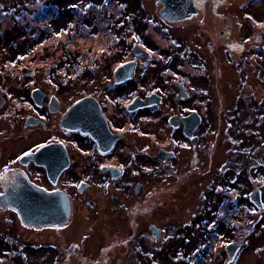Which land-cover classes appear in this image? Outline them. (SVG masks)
I'll list each match as a JSON object with an SVG mask.
<instances>
[{"label": "flooded vegetation", "instance_id": "flooded-vegetation-1", "mask_svg": "<svg viewBox=\"0 0 264 264\" xmlns=\"http://www.w3.org/2000/svg\"><path fill=\"white\" fill-rule=\"evenodd\" d=\"M153 1L123 18L114 0H0V264H167L173 237V264H264V176L224 173L246 150L257 167V140L224 123L256 96L264 0ZM198 175L206 201L187 217Z\"/></svg>", "mask_w": 264, "mask_h": 264}, {"label": "rangeland", "instance_id": "rangeland-1", "mask_svg": "<svg viewBox=\"0 0 264 264\" xmlns=\"http://www.w3.org/2000/svg\"><path fill=\"white\" fill-rule=\"evenodd\" d=\"M71 3L73 4H77V5H83V6H88L89 8H91V4L93 2H95L97 4V6L102 5V2H104L105 0H70ZM106 1H111V0H106ZM119 2V5L124 6L127 2V4H129L130 6H132L131 8H128L125 12H126V16H124L123 18H127L128 16V12L132 13V14H137L138 12H140L142 15L140 17H147V13L150 14H155V12L157 11V6H155V1L153 0H115ZM142 2L146 5V12L141 11V9L143 8ZM96 11L98 10V8H95ZM99 11V10H98ZM74 16V13L72 11H70L69 13H66L63 17L61 16L59 18V20L55 23V28L58 29L61 26L65 25L68 21L72 20ZM142 27V26H140ZM153 28V26H152ZM154 34H156L154 32ZM23 35V34H22ZM29 40V38H28ZM16 41V40H15ZM19 43V40H18ZM21 44H19V46H16L14 43L12 44L11 41L8 39V41H5L4 46L6 47H10V51L13 50V52H18V51H23L22 47L20 46ZM7 53V52H6ZM57 53L54 51L53 53H50V55L55 56ZM258 61V60H257ZM262 61V60H261ZM259 63V61H258ZM257 63V65H259L260 63H262L261 65H264V61L260 62L259 64ZM258 77H262L261 79H259ZM18 79L14 78L11 76L7 78V82H17ZM252 83L251 86V91L254 92V94H256V96H252L251 100L246 99L245 104L243 106H241L239 112H237L236 116L238 118V120H235V125L233 127V122L234 120L229 118L227 120V123H224V126L227 124L229 125V134L233 137H239V138H243L242 139V146H246V149H248V146H254L255 144H251L249 140H253L256 141L257 140V167L253 166L255 159L253 158L255 156V154H251V156L249 155V151L246 150L245 152V159H244V164L246 165V169L243 171L241 170H228V166H225L224 168L226 169V171H224V173L226 172V175L229 178H234V177H239L241 179H247L248 177H262L264 176V166H258V164L261 161H264V67L261 68L260 72H258L257 74V84L254 82V80L252 79V77L248 80ZM245 97V98H246ZM215 119V118H214ZM249 119V120H248ZM214 122H216L215 120H213ZM233 127V129H232ZM226 130H228L225 127ZM242 131V132H240ZM255 132H257V139H256V135ZM226 134V132L220 133L218 135V138H214L213 139V152L214 153H220L224 151V149L228 148L231 144L230 143H225V139L223 140V136ZM218 149V151L216 152V150ZM217 158V157H216ZM216 158L214 159V162L216 163ZM221 158V157H220ZM218 156V160L220 159ZM213 160V158H212ZM217 160V163H220L221 161ZM202 162V163H200ZM210 164V162L206 160V158L204 159H199V166H200V171H206L207 168L206 166ZM202 166V168H201ZM218 173H215V176ZM205 176H200L198 175V183L194 184L193 188H192V195L191 197L188 198H184V199H188L189 201H184L183 202V210H185V215L188 217L189 216V212L186 211L188 208L189 209H194L195 206H200L202 203H204L206 201V199L203 197L204 195H206L208 193V186L209 183H207L208 181L206 180H202V178H204ZM245 182V181H244ZM248 183V181H246ZM252 187V186H251ZM162 199L165 201V205L164 207H161L160 209V215L161 218L163 219L162 222L160 223V225H164L165 227V232L166 233H171V232H175V226L177 225L176 221L178 218V214H177V209L175 208V202L174 199L171 198V195H169L167 192H165V194H162ZM204 215V213L202 214ZM201 215V216H202ZM177 240L175 237L171 238L169 240V242L164 244L165 247V252H161V253H157L156 256L160 257L161 259H163L164 261L161 262H165L167 264H173V261L171 259V256L174 255L175 249H176V244ZM3 252V251H2ZM27 252V250H26ZM28 252L30 253V251L28 250ZM0 254H1V249H0ZM171 259L170 261H167L166 259ZM21 264H24L23 261H21Z\"/></svg>", "mask_w": 264, "mask_h": 264}, {"label": "snow or ice", "instance_id": "snow-or-ice-1", "mask_svg": "<svg viewBox=\"0 0 264 264\" xmlns=\"http://www.w3.org/2000/svg\"><path fill=\"white\" fill-rule=\"evenodd\" d=\"M262 26H264V25H262ZM148 51H151V50H148ZM154 54V53H153ZM31 153H26L25 155H30Z\"/></svg>", "mask_w": 264, "mask_h": 264}, {"label": "trees", "instance_id": "trees-1", "mask_svg": "<svg viewBox=\"0 0 264 264\" xmlns=\"http://www.w3.org/2000/svg\"><path fill=\"white\" fill-rule=\"evenodd\" d=\"M115 1V0H114Z\"/></svg>", "mask_w": 264, "mask_h": 264}]
</instances>
